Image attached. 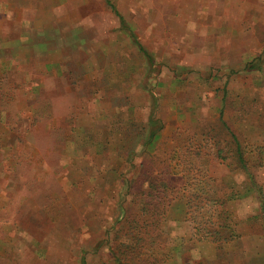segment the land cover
Segmentation results:
<instances>
[{"label": "rangeland", "instance_id": "1", "mask_svg": "<svg viewBox=\"0 0 264 264\" xmlns=\"http://www.w3.org/2000/svg\"><path fill=\"white\" fill-rule=\"evenodd\" d=\"M109 1L125 28L106 0H0V264H118L120 182L130 215L148 176L235 224L198 242L171 212L167 264H264V2Z\"/></svg>", "mask_w": 264, "mask_h": 264}, {"label": "trees", "instance_id": "2", "mask_svg": "<svg viewBox=\"0 0 264 264\" xmlns=\"http://www.w3.org/2000/svg\"><path fill=\"white\" fill-rule=\"evenodd\" d=\"M106 3L120 19L121 26L125 28L124 20L116 11L115 7L109 0H106ZM133 43L148 64L153 65V56L149 54L144 46L138 40L134 39V37ZM248 67L251 66L249 65ZM252 67L255 68L258 66L253 65ZM152 100L151 111L146 122L148 131L144 136V147L151 146L158 139L162 130V123L156 116V98L152 96ZM237 151L240 155L239 149ZM239 159L243 163L241 156ZM137 184L141 188L138 202L139 211L138 213L125 215L123 212L130 210L133 201H130L126 208L124 203L127 202V198L131 196L135 198L138 195V193L132 192V190L138 188L133 184L132 180L124 179L120 182L119 188L121 191H124V195L120 196L119 209L120 212L122 211L126 230L128 229L130 231H127V235L124 234L125 238L118 241L112 249L120 254V257L115 260L118 264H167L171 260V257L168 253L163 252L164 250L169 252L164 246L166 242H163L164 236L166 237L168 235V230L167 232L165 230V223L173 211L179 213L178 215H182L184 220L193 221L195 236L198 242L209 240L218 245H222L227 240H233L235 238L232 230L235 224H231V222L226 224L229 219L228 213L223 210V204L219 202L220 200L218 198H201L202 196L197 195L186 196L185 189L182 187L176 190V188L171 187L166 181L158 180L151 176L145 177L142 181H138ZM192 199L197 202V205L204 202L211 203L209 211L207 212L208 219L205 221H202V219L197 220L195 215L196 211L197 209L202 211L203 207L197 206L193 211L191 205L193 202ZM259 203L264 213L263 196L259 197ZM181 248H183L182 244L178 248H172L171 250L178 253L181 251ZM81 264H85L84 259L81 260Z\"/></svg>", "mask_w": 264, "mask_h": 264}, {"label": "crops", "instance_id": "3", "mask_svg": "<svg viewBox=\"0 0 264 264\" xmlns=\"http://www.w3.org/2000/svg\"><path fill=\"white\" fill-rule=\"evenodd\" d=\"M260 4H262V2H264V0H257ZM242 241V239L240 240Z\"/></svg>", "mask_w": 264, "mask_h": 264}]
</instances>
